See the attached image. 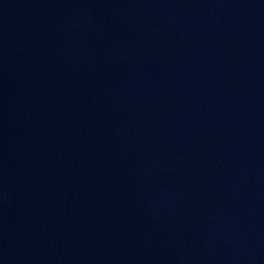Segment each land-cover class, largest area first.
Masks as SVG:
<instances>
[{"label": "water", "instance_id": "95a60500", "mask_svg": "<svg viewBox=\"0 0 264 264\" xmlns=\"http://www.w3.org/2000/svg\"><path fill=\"white\" fill-rule=\"evenodd\" d=\"M0 264H264V0H0Z\"/></svg>", "mask_w": 264, "mask_h": 264}]
</instances>
